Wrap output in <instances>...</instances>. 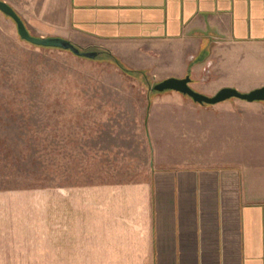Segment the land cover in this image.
Wrapping results in <instances>:
<instances>
[{"label": "crops", "instance_id": "0c3cea01", "mask_svg": "<svg viewBox=\"0 0 264 264\" xmlns=\"http://www.w3.org/2000/svg\"><path fill=\"white\" fill-rule=\"evenodd\" d=\"M5 1L33 34L145 71L138 83L190 75L209 95L264 85V0ZM147 128L146 172L47 189V261L264 264V100L157 90Z\"/></svg>", "mask_w": 264, "mask_h": 264}, {"label": "rangeland", "instance_id": "374dc122", "mask_svg": "<svg viewBox=\"0 0 264 264\" xmlns=\"http://www.w3.org/2000/svg\"><path fill=\"white\" fill-rule=\"evenodd\" d=\"M114 57L28 42L0 10V264H52L47 189L146 172L156 82Z\"/></svg>", "mask_w": 264, "mask_h": 264}, {"label": "water", "instance_id": "95a60500", "mask_svg": "<svg viewBox=\"0 0 264 264\" xmlns=\"http://www.w3.org/2000/svg\"><path fill=\"white\" fill-rule=\"evenodd\" d=\"M0 10L11 17L17 26V31L20 37L28 42H31L40 46H49V47H58L62 49H69L73 53L77 55H83L87 57H94L97 54V51L91 50L86 51L83 50L80 46L72 42L71 40L61 37V36H38L32 34L27 28L24 20L18 14V12L5 0H0ZM191 77L190 75H186L184 77H174L170 76L164 78L162 80L157 81L153 88L158 91H163L167 89L176 90L187 94L194 101L201 104H215L220 101L229 99L231 97H237L241 99H245L247 101L254 100H264V85L254 88L250 91L244 92L240 91L235 87L224 86L217 90L216 93L209 95L203 92H200L194 89L190 85Z\"/></svg>", "mask_w": 264, "mask_h": 264}, {"label": "trees", "instance_id": "16d2710c", "mask_svg": "<svg viewBox=\"0 0 264 264\" xmlns=\"http://www.w3.org/2000/svg\"><path fill=\"white\" fill-rule=\"evenodd\" d=\"M114 60H115V62H116L120 67H122L124 70H126V71H131L130 68H128L127 66L123 65V64L121 63V61H120L119 59H117L116 57H114Z\"/></svg>", "mask_w": 264, "mask_h": 264}]
</instances>
